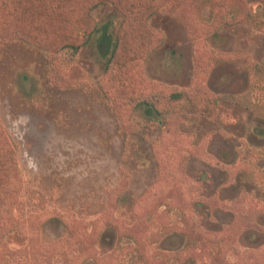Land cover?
I'll return each mask as SVG.
<instances>
[{"label": "rangeland", "instance_id": "1", "mask_svg": "<svg viewBox=\"0 0 264 264\" xmlns=\"http://www.w3.org/2000/svg\"><path fill=\"white\" fill-rule=\"evenodd\" d=\"M245 2L252 14L249 21L209 36V45L221 58L212 62L201 85L217 97L251 92L258 101L264 81L253 84L247 59L264 65V0ZM19 3L0 0V123L18 146L26 183L22 216L42 227L32 236L37 250L36 254L32 250L30 261L40 256L37 252L68 249V225L79 234V243L96 249L85 264H165L171 255L177 258L167 264H215L212 256L223 241L237 250L228 257L230 264H251L243 262L254 258L264 264V122L235 106L186 97L176 102L170 98L163 109L167 115L143 106L121 118L100 81L123 16L102 5L93 13L100 32L92 44L76 56L67 55L69 50L50 56L14 37L22 22L8 21L16 18ZM165 6L150 22L164 34L165 43L147 59V78L170 91L189 92L196 76L189 14L177 3ZM213 9L209 2L197 17L208 22ZM170 129L190 141L194 153L204 159H190L184 174L193 222L210 246L209 256L182 234L180 201L160 184L157 147ZM241 199L247 209L260 212L257 228L230 233L232 211ZM156 202L157 213L150 216ZM54 217L62 222L51 221ZM111 223L114 229L108 226ZM138 230L142 238L136 250L134 241L121 234ZM29 243L21 238L13 242L18 249ZM79 243L75 245L80 247ZM74 246L69 251L76 255H66L68 262L58 256L52 264H76L73 257L81 261ZM190 250L198 254L192 258Z\"/></svg>", "mask_w": 264, "mask_h": 264}, {"label": "trees", "instance_id": "2", "mask_svg": "<svg viewBox=\"0 0 264 264\" xmlns=\"http://www.w3.org/2000/svg\"><path fill=\"white\" fill-rule=\"evenodd\" d=\"M20 2L15 7L16 18L11 16L12 20L8 23L11 25L19 21L22 22L21 26H25L23 23L25 21L27 24L25 27H16L17 35L14 37H20L19 39L35 45L50 56H63L67 50H69L67 55L76 56L83 47L92 44L95 36L100 32V25L93 13L102 5L114 7L123 16L124 22L116 38L113 54L100 81L104 96L114 105L113 108L121 118H125L128 113L133 114L137 108L143 106L158 115H167L169 112L163 109L167 108L170 98L173 97L172 102H176L181 97H186L191 100L199 98L203 101L209 100L214 106L219 102L235 106L251 114L256 120L264 122V86L260 87L262 98L256 101L251 92L240 96L217 97L211 95L208 89L201 85L204 84L206 73L212 68V62L221 58L209 45V36H216L226 27L238 26L249 21L252 14L245 0H20ZM170 2L177 3L182 12L189 14L187 15L188 26L194 38L196 67L195 85L189 92L170 91L160 84H153L147 78V59L158 52L165 43L164 34L153 29L150 22ZM209 2L213 3L214 9L208 22H201L197 12ZM7 4L4 5L5 9ZM142 69H144L143 72ZM247 70L255 86L260 85V82L262 84L263 64L247 59ZM171 121L173 122V119ZM172 122H169V127ZM165 136L164 145L157 147L162 190L165 188L167 195L180 201L179 206L185 224V228L181 230L182 234L186 235L194 245L199 244L203 253L209 256L207 249L210 246L204 234L193 222L191 207L193 204L189 201L191 191L189 186L188 188L186 186L187 176L184 174L185 165L190 159L196 158L201 161L204 159L194 153L190 141L182 140L174 130H167ZM25 188L26 183L18 160V146L11 134L0 123V264H44V262L52 264L58 256L66 258V255H76L69 250L75 242L79 243V234L65 225L70 238L68 249L65 250V247H62V250L49 252V254L37 252V256H40L35 261H30L32 250L34 254L37 250V246L32 243V236H37L42 227L28 223L22 216L21 207ZM160 197L163 195L158 196L161 200ZM240 201L236 209L232 211L234 224H231L230 233L254 231L257 228L256 219L260 212L257 208L247 209L245 199ZM158 207L159 203L156 202L149 211L150 214L157 213ZM152 214L150 216H153ZM50 220L62 222L57 217ZM108 226L114 229L113 223ZM139 231L121 234L122 238L134 241L136 250L141 246L142 236L137 234ZM179 233L177 232V235ZM142 234L143 229H141ZM15 238L28 239L30 243L26 248L18 249L13 244ZM82 238L84 236H81V240ZM79 244L80 247L75 246L78 248L81 261L76 257L71 259L76 261V264H85L93 258L96 249L93 246ZM233 252H237L235 247L223 241V246L219 247L216 255L212 256V260L215 264H230L228 257ZM195 253L198 254L195 250H190L192 254L190 257L193 258ZM171 258L176 259L177 256L165 257L164 263L167 264ZM68 259L65 260L68 262ZM246 262L262 264L261 259L255 258L243 263Z\"/></svg>", "mask_w": 264, "mask_h": 264}]
</instances>
